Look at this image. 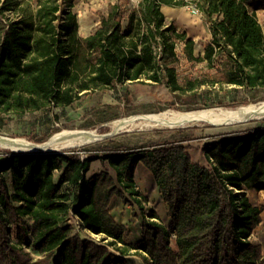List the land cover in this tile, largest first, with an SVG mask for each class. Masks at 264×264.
Returning <instances> with one entry per match:
<instances>
[{
  "label": "trees",
  "instance_id": "1",
  "mask_svg": "<svg viewBox=\"0 0 264 264\" xmlns=\"http://www.w3.org/2000/svg\"><path fill=\"white\" fill-rule=\"evenodd\" d=\"M76 1L0 0V129L132 83H164L177 95L206 87V107L223 106L216 86L264 90L256 15L264 0H140L134 8L117 0L87 38ZM190 5L210 33L202 55L200 41L162 12ZM179 45L187 63H204L207 72L180 81ZM80 152L0 156V264H128L131 253L145 264H264V248L251 241L262 210L248 196L264 191V123L206 144V164L194 162L182 142ZM96 160L108 168L89 176ZM140 164L158 186L168 225L140 207L147 201L135 181ZM116 198L142 211L135 243L111 214Z\"/></svg>",
  "mask_w": 264,
  "mask_h": 264
},
{
  "label": "rangeland",
  "instance_id": "2",
  "mask_svg": "<svg viewBox=\"0 0 264 264\" xmlns=\"http://www.w3.org/2000/svg\"><path fill=\"white\" fill-rule=\"evenodd\" d=\"M117 0H77L74 12L78 16L79 34L87 38L100 27L101 16L107 14L108 5ZM139 0H130V7L137 6ZM188 9V8H187ZM189 20L197 19L188 10ZM260 23L264 30V17L260 16ZM197 41L200 44L196 48V55H202L207 40L199 35ZM180 62L178 74L180 81L186 75L199 77L202 75L204 63H187L183 53L182 45L178 46ZM195 93L177 95L163 84L132 83L116 88L100 89L83 96L73 106L66 109H56L50 115L40 112L36 115L28 114L19 117V121L9 120L7 125L0 129V135L9 138H21L29 142L44 144L50 137L63 130H86L95 131L100 140L84 145L68 146L60 151H81V156L90 154L105 155L118 149H135L153 147L161 144L182 142L191 155L194 162L206 164L203 148L215 138L233 132H242L250 128L260 127L264 123L262 119H253L244 123H233L229 125L194 124L184 127H152L138 126L126 128L108 138L111 134V123L132 116L149 114H160L164 112L185 113L191 111H202L209 109H235L238 107L258 104L264 102V90L251 91L233 86H216V90L222 98L223 106L206 107L202 91ZM171 110V111H169ZM59 118V120L57 119ZM84 150L89 151L83 152ZM13 152L9 149L0 148V156ZM107 164L100 160L92 163L89 176L107 169ZM137 188L147 201H142L141 206L146 213L152 209L156 211L164 224L169 223V213L161 197L152 173L142 164L138 165L135 172ZM248 196L253 205L262 210L261 223L251 236V241L264 248V191H249ZM144 199V198H143ZM139 206L132 202L124 204L121 199H115L111 214L114 219L126 229L124 239L127 243H135L140 239L143 214ZM93 240L100 242L101 236H92ZM106 244V241L104 242ZM128 264H145L143 258L131 253L127 258Z\"/></svg>",
  "mask_w": 264,
  "mask_h": 264
},
{
  "label": "bare ground",
  "instance_id": "3",
  "mask_svg": "<svg viewBox=\"0 0 264 264\" xmlns=\"http://www.w3.org/2000/svg\"><path fill=\"white\" fill-rule=\"evenodd\" d=\"M171 111V110H169ZM264 117V102L250 104L235 109H209L202 111H191L185 113L164 112L160 114H149L122 118L111 123V134H116L126 128L138 126L152 127H184L194 124L229 125L233 123H244L253 119ZM95 131L86 130H63L56 133L44 144L29 142L21 138H9L0 135V148L9 149L14 152H33L41 150L51 152L60 151L68 146L84 145L100 140Z\"/></svg>",
  "mask_w": 264,
  "mask_h": 264
},
{
  "label": "crops",
  "instance_id": "4",
  "mask_svg": "<svg viewBox=\"0 0 264 264\" xmlns=\"http://www.w3.org/2000/svg\"><path fill=\"white\" fill-rule=\"evenodd\" d=\"M139 2L140 0L138 3ZM162 12L165 14L168 22H173L179 31H186L188 37H191L196 41L199 35L203 36L207 41L210 39V33L203 20L200 17H196L197 19H194L193 21L189 20L190 15L187 8L163 6ZM256 15L260 23V16L264 17V10L258 11Z\"/></svg>",
  "mask_w": 264,
  "mask_h": 264
},
{
  "label": "built area",
  "instance_id": "5",
  "mask_svg": "<svg viewBox=\"0 0 264 264\" xmlns=\"http://www.w3.org/2000/svg\"><path fill=\"white\" fill-rule=\"evenodd\" d=\"M188 10H189L190 13H191L192 15H194V16H198V17L201 16V15H200V11H199L198 8H197L196 6H194V5H190V6L188 7Z\"/></svg>",
  "mask_w": 264,
  "mask_h": 264
},
{
  "label": "water",
  "instance_id": "6",
  "mask_svg": "<svg viewBox=\"0 0 264 264\" xmlns=\"http://www.w3.org/2000/svg\"><path fill=\"white\" fill-rule=\"evenodd\" d=\"M111 135H113V134H110V135H108V136H105L104 138H108V137H110ZM13 152H14V151H13ZM31 153L38 154V153H53V152H47V151H44L43 149H41V150H35V151L31 152Z\"/></svg>",
  "mask_w": 264,
  "mask_h": 264
}]
</instances>
